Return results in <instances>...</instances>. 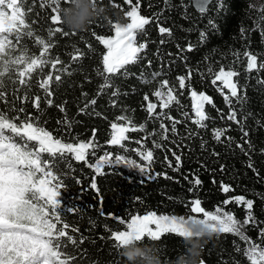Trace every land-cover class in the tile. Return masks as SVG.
<instances>
[{"label":"trees","instance_id":"obj_1","mask_svg":"<svg viewBox=\"0 0 264 264\" xmlns=\"http://www.w3.org/2000/svg\"><path fill=\"white\" fill-rule=\"evenodd\" d=\"M93 3L98 19L84 32L71 31L62 20L65 10H72L73 17L82 12L76 0L10 4L18 21L0 30V113L18 125L31 122L63 143H88V164L123 155L147 166L151 178L123 163L113 162L96 173L71 154L41 153L63 185L55 229L45 244L48 256L57 264H139L124 258L125 249L116 247L112 234L125 231L135 215L187 218L193 199L209 212L217 206L230 211L244 235L264 247V3L219 0L217 6L213 0L204 12L195 8L194 0ZM133 6L150 21L136 35L137 44L145 47L135 63L110 75L106 86L100 73L107 50L97 37H112L115 24L127 25L126 13ZM55 7L61 22L54 24ZM161 27L171 35L160 34ZM39 39L50 44L41 57L46 64L32 62L43 52ZM252 55L257 64L248 70ZM57 58L62 63L53 68ZM222 71L236 73L239 99L216 80ZM156 92L170 93L167 107L157 105ZM193 92L212 102L204 104L202 121L194 110ZM152 103L155 109L148 112ZM232 111L239 123L228 119ZM113 124L127 129L121 145L111 144ZM217 132L222 133L219 140ZM146 151L153 153L150 163L143 159ZM197 178L199 185L194 184ZM223 186L231 190L224 193ZM239 196L253 202V220H248L245 205L235 203ZM228 198L233 202L225 203ZM8 233L9 227L1 224L0 236ZM137 247L153 249L162 264H171L185 251L184 238L172 233L159 241L145 237ZM246 250L239 235L216 233L201 262L249 264Z\"/></svg>","mask_w":264,"mask_h":264},{"label":"snow or ice","instance_id":"obj_2","mask_svg":"<svg viewBox=\"0 0 264 264\" xmlns=\"http://www.w3.org/2000/svg\"><path fill=\"white\" fill-rule=\"evenodd\" d=\"M71 2L72 0H69V3ZM94 2L97 3V0H94ZM126 2L132 4V0H126ZM217 6H219V0H217ZM53 11L57 14L51 17L52 22L54 24L61 22L58 7H55ZM126 15L130 18L131 22L125 26H121L118 23L115 24L114 38L97 37L100 43L107 49V53L103 55L102 58L103 71L100 73V75L105 77L106 86H108V77L112 74L119 73L126 65L135 63L138 59V54L142 52L145 47L143 44H137L136 35L138 31H143L145 26L150 23L149 19L141 16L136 6H133ZM55 31H60V29L57 28ZM159 33H168L171 35L170 30L164 27L159 28ZM68 34L67 32L64 33V35ZM28 35L31 37L30 33ZM203 35L202 33V38ZM16 39L19 40L20 37L17 36ZM36 43L42 47L43 52L40 55L32 57V62L46 64L47 61L41 57L43 54L48 53L50 44L43 39L37 40ZM161 43H164V41H161ZM188 50H191L190 45L188 46ZM59 63L62 62L57 58L56 61L53 62L52 67L55 68L56 64ZM256 64L257 57L255 55L250 56V62L247 65L248 70L255 68ZM17 74L22 75V73L19 72ZM235 75L236 73L233 71H228L226 73L221 72L219 76L216 77V80L223 82L224 88L230 91L231 97L239 99L238 85L232 79ZM57 79H59V77H57ZM47 80L51 81L52 76H48ZM21 83L23 82L21 81ZM179 83L180 87L183 88L184 78H180ZM44 85L45 83H41L40 87L44 88L47 93L48 88H45ZM162 95L161 92H156V96L160 97ZM192 96L196 98V93L193 92ZM199 101L212 103L207 95L199 96ZM200 102L196 104V115L199 116L200 121H202L205 119V114ZM92 103H95V100H93ZM164 106L167 107V103H165ZM154 108L155 105L149 104L147 111L152 112ZM228 119L239 123L235 111L229 114ZM200 121H197V123H200ZM112 128L116 134L112 136L111 144L121 145L122 141L126 139L124 133L127 129L118 127L115 124L112 125ZM221 135V132L216 133L217 140H219ZM243 135L247 137L248 133L244 132ZM30 142L34 143L30 146ZM89 147L90 145L88 143H63L59 139H54L49 132L35 127L31 122L25 121L23 124L18 125L0 113V196H3L5 193L10 196L15 195L26 188H31L33 191L42 195L45 193H56V188L53 187V184H58L61 188L63 187L62 181L58 175L53 172L51 162H42L41 153H48L51 156L68 153L71 154L76 161L85 162L87 166L93 167L92 164H88L87 162V149ZM142 156L143 159L150 163L153 153L151 151H146ZM113 162L116 164L123 163L129 168L138 170L145 178H151L148 176L149 168L147 166L138 163L135 159H129L123 155L117 156L114 161L108 156L100 159L99 162L94 165L95 172L99 173L102 167L111 165ZM177 162H179V157H177ZM249 167H251V165H249ZM38 173L41 175V178L39 180L33 179ZM200 183L201 181L198 178L194 181L195 185H199ZM91 187L97 189L95 182L91 184ZM230 190L228 186L222 187L224 193H228ZM59 195H61V193H59ZM234 200L235 203L246 206L248 220H253L251 214L254 207L253 202L247 200L243 196L235 197ZM232 202L233 199L228 198L225 203ZM69 211H71V209ZM190 212L192 214H202L203 218H198L196 216L178 218L176 216L157 215L155 212L143 216L135 215L127 224L126 230L113 233L112 239L116 247L120 249L124 248V246L128 245L133 240L138 242L143 241L145 237L151 241H159L165 233H172L186 239L191 235L186 225L189 223L201 224L210 228L215 233H234L239 235L249 244V247L244 253L249 264H264V247L251 243L249 238L243 235L242 226L238 225L237 219L230 211H221V207L217 206L214 212H209L201 206V201L199 199H193L191 201ZM153 225L155 226L154 228L152 227ZM261 235H264V230H262ZM201 264H203V261Z\"/></svg>","mask_w":264,"mask_h":264},{"label":"rangeland","instance_id":"obj_3","mask_svg":"<svg viewBox=\"0 0 264 264\" xmlns=\"http://www.w3.org/2000/svg\"><path fill=\"white\" fill-rule=\"evenodd\" d=\"M259 2L262 4L264 0H259ZM11 3H15V0H0V30L16 26L17 24V15L11 9ZM114 36L115 30L113 36L109 38H114ZM222 72L226 73V71ZM171 100L172 96L170 93H163L159 97V104L157 105L162 107ZM192 100L196 112V104L200 102L199 95L196 94V98L192 96ZM206 102H200L202 109ZM152 104L155 105L154 103ZM133 170L139 172L136 169ZM40 178L41 175L39 173L33 177L36 180ZM53 187L56 188V193H45L42 195L31 188H26L15 195L10 196L5 193L3 196H0V225L9 227V233L0 236V264L58 263L55 257L48 256L45 250L47 239L55 229L57 211L61 206L60 187L57 184H53ZM191 216L203 218L202 214H192ZM238 225L242 226L239 222ZM152 227L154 228L155 226L153 225ZM250 242L252 243L251 240ZM248 247L249 244L247 243Z\"/></svg>","mask_w":264,"mask_h":264},{"label":"clouds","instance_id":"obj_4","mask_svg":"<svg viewBox=\"0 0 264 264\" xmlns=\"http://www.w3.org/2000/svg\"><path fill=\"white\" fill-rule=\"evenodd\" d=\"M82 12L77 16H72V10H65V16L62 20L65 21L71 31L84 32L93 24L98 17L95 15L97 5L93 0H76ZM191 235L184 239L185 251L179 255L171 264H201V257L205 245L215 236L210 228L201 224L189 223L186 225ZM142 241L133 240L128 245L124 246V258L128 261H138L139 264H162V261L153 249L137 247Z\"/></svg>","mask_w":264,"mask_h":264},{"label":"water","instance_id":"obj_5","mask_svg":"<svg viewBox=\"0 0 264 264\" xmlns=\"http://www.w3.org/2000/svg\"><path fill=\"white\" fill-rule=\"evenodd\" d=\"M212 1L213 0H194V6L198 11L204 12Z\"/></svg>","mask_w":264,"mask_h":264}]
</instances>
